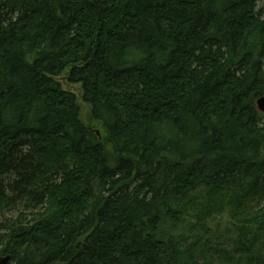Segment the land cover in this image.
<instances>
[{
	"label": "trees",
	"instance_id": "obj_1",
	"mask_svg": "<svg viewBox=\"0 0 264 264\" xmlns=\"http://www.w3.org/2000/svg\"><path fill=\"white\" fill-rule=\"evenodd\" d=\"M263 94L264 0H0V255L264 264Z\"/></svg>",
	"mask_w": 264,
	"mask_h": 264
},
{
	"label": "rangeland",
	"instance_id": "obj_2",
	"mask_svg": "<svg viewBox=\"0 0 264 264\" xmlns=\"http://www.w3.org/2000/svg\"><path fill=\"white\" fill-rule=\"evenodd\" d=\"M64 73L58 78L61 82V85L64 89L71 91L75 94L77 98V102L80 108V120L86 126L90 127L93 130H97L99 132V136H101L100 140L103 143L105 149L109 153H113L112 145L108 140L107 134L102 126V123L93 118L91 114L90 105L82 100V90L79 83H69L67 80H64ZM186 213L183 215L176 232L188 230L189 225L194 223V219L188 216ZM215 221H208L206 223V227H208L214 234H218L220 239H227L228 236L234 235V228L232 227V221L230 220L227 211L224 210V213L218 214L215 217ZM171 222L165 221L163 223V228L165 230H170Z\"/></svg>",
	"mask_w": 264,
	"mask_h": 264
},
{
	"label": "water",
	"instance_id": "obj_3",
	"mask_svg": "<svg viewBox=\"0 0 264 264\" xmlns=\"http://www.w3.org/2000/svg\"><path fill=\"white\" fill-rule=\"evenodd\" d=\"M256 107L260 112L264 113V94L257 98ZM89 130L94 131L99 136V132L97 130H93L90 127ZM10 258V254L0 255V264H9Z\"/></svg>",
	"mask_w": 264,
	"mask_h": 264
}]
</instances>
